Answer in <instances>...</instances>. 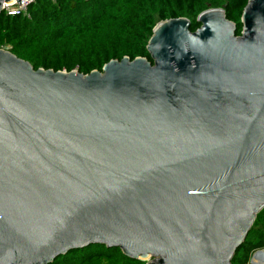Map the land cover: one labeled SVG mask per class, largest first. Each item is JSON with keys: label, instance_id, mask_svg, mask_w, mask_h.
Returning a JSON list of instances; mask_svg holds the SVG:
<instances>
[{"label": "water", "instance_id": "water-1", "mask_svg": "<svg viewBox=\"0 0 264 264\" xmlns=\"http://www.w3.org/2000/svg\"><path fill=\"white\" fill-rule=\"evenodd\" d=\"M197 20L158 22L152 61L89 74L0 49V264L93 244L146 264L232 263L264 208V0L240 35L224 8Z\"/></svg>", "mask_w": 264, "mask_h": 264}, {"label": "trees", "instance_id": "trees-1", "mask_svg": "<svg viewBox=\"0 0 264 264\" xmlns=\"http://www.w3.org/2000/svg\"><path fill=\"white\" fill-rule=\"evenodd\" d=\"M249 0H35L19 15H0V49L29 61L35 69L77 70L89 74L111 60L146 57L156 24L186 17L191 30L209 8H224L241 34ZM264 249V208L231 264H249ZM51 264H146L120 248L93 244L55 259Z\"/></svg>", "mask_w": 264, "mask_h": 264}, {"label": "built area", "instance_id": "built-area-1", "mask_svg": "<svg viewBox=\"0 0 264 264\" xmlns=\"http://www.w3.org/2000/svg\"><path fill=\"white\" fill-rule=\"evenodd\" d=\"M35 0H21V4L17 1L13 3H5V12L8 15H19L27 11L28 6ZM7 50V49H6ZM9 51V50H8Z\"/></svg>", "mask_w": 264, "mask_h": 264}, {"label": "bare ground", "instance_id": "bare-ground-1", "mask_svg": "<svg viewBox=\"0 0 264 264\" xmlns=\"http://www.w3.org/2000/svg\"><path fill=\"white\" fill-rule=\"evenodd\" d=\"M253 264H264V252L259 253L254 259Z\"/></svg>", "mask_w": 264, "mask_h": 264}, {"label": "rangeland", "instance_id": "rangeland-1", "mask_svg": "<svg viewBox=\"0 0 264 264\" xmlns=\"http://www.w3.org/2000/svg\"><path fill=\"white\" fill-rule=\"evenodd\" d=\"M249 264H252V263H249Z\"/></svg>", "mask_w": 264, "mask_h": 264}]
</instances>
